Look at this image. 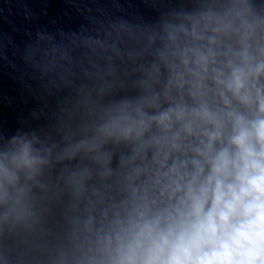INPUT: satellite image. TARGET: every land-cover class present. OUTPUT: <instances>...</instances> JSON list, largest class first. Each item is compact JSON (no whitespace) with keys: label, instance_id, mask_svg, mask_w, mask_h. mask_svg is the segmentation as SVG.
<instances>
[{"label":"clouds","instance_id":"9594fccd","mask_svg":"<svg viewBox=\"0 0 264 264\" xmlns=\"http://www.w3.org/2000/svg\"><path fill=\"white\" fill-rule=\"evenodd\" d=\"M85 48L56 124L0 133V264H264V0Z\"/></svg>","mask_w":264,"mask_h":264}]
</instances>
